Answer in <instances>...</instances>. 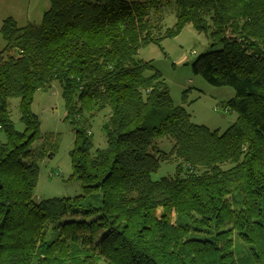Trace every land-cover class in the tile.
Returning <instances> with one entry per match:
<instances>
[{
	"label": "trees",
	"instance_id": "trees-1",
	"mask_svg": "<svg viewBox=\"0 0 264 264\" xmlns=\"http://www.w3.org/2000/svg\"><path fill=\"white\" fill-rule=\"evenodd\" d=\"M161 8L175 10L172 28ZM189 24L222 46L191 67L235 91L238 117L224 133L195 124L138 58ZM1 32L0 264H247L234 235L264 264V0H51L40 24L9 18ZM56 81L84 193L36 202L33 103ZM17 98L22 132L9 110ZM106 110L107 146L94 151L91 123ZM164 137L172 149L153 151ZM164 162L174 176L153 180Z\"/></svg>",
	"mask_w": 264,
	"mask_h": 264
},
{
	"label": "rangeland",
	"instance_id": "rangeland-1",
	"mask_svg": "<svg viewBox=\"0 0 264 264\" xmlns=\"http://www.w3.org/2000/svg\"><path fill=\"white\" fill-rule=\"evenodd\" d=\"M50 8L51 0H0V52L6 46L1 32L5 20L12 18L20 27L30 23L40 24ZM161 12L163 25L172 28L177 22L175 10L163 8ZM151 17L153 20L156 18L155 11ZM162 47L161 49L154 44L143 47L138 58L151 62L161 73L169 86L174 104L183 106L195 124L220 133L227 131L238 117L237 112L228 106V102L235 97V91L230 87L211 85L202 76L194 74L191 67L199 56L211 50H220L222 46L212 48L207 36L198 33L189 24L177 37L166 39ZM19 104L20 99H11L9 110L16 129L22 132L25 127L20 121ZM33 111L41 121L40 136L32 146V158L40 168L34 200L40 202L83 194L81 181L72 178L70 153L74 148L76 132L74 127L65 121L66 108L59 82H54L48 91L36 92ZM107 112L109 113V110L99 114L91 123L94 151L107 146V139L102 130ZM0 139L6 140L3 133H0ZM172 147V139L164 137L155 140L152 150L169 152ZM175 171V162H164L152 178L158 181L174 176ZM213 234L211 231L193 235L211 237ZM233 238L237 258L245 260L247 264H255L250 259V246L244 244L236 235Z\"/></svg>",
	"mask_w": 264,
	"mask_h": 264
}]
</instances>
